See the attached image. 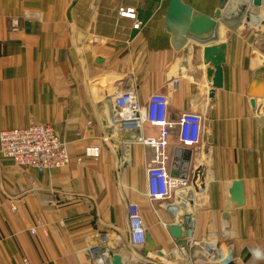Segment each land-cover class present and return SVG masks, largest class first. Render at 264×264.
<instances>
[{"label": "crops", "instance_id": "crops-1", "mask_svg": "<svg viewBox=\"0 0 264 264\" xmlns=\"http://www.w3.org/2000/svg\"><path fill=\"white\" fill-rule=\"evenodd\" d=\"M181 1L213 16L221 0ZM169 5L170 0H0V132L50 123L72 157L66 168L39 173L0 154V264H23L24 258L31 264H96L85 250L107 231L112 256L119 253L123 264L159 259L155 251L177 260L172 252L181 241L162 224L171 216L146 195L149 146L119 133L98 159L77 162L86 146L109 132L101 106L110 111L112 97L131 85L143 102L153 93L170 92L172 122L188 111L204 114L202 153L212 174L199 197L198 237L216 240L251 264H264V116L251 105L252 98L258 104L264 97V73L257 75L264 67V7L256 9L260 17L245 22L261 21L255 29L243 24L246 13L234 5L223 16L213 43L225 44L224 86L211 100L205 45L172 25ZM120 8L135 10L138 29L135 20L120 16ZM178 69L183 72L179 90L172 92L167 76ZM192 84L198 85L194 99ZM157 131L145 129L147 134ZM170 141L173 154L177 129ZM123 156L128 165L119 175L117 162ZM130 202L140 206L148 230L143 248L129 242ZM40 222L44 227H37ZM252 248L260 249L261 257L252 258Z\"/></svg>", "mask_w": 264, "mask_h": 264}, {"label": "built area", "instance_id": "built-area-1", "mask_svg": "<svg viewBox=\"0 0 264 264\" xmlns=\"http://www.w3.org/2000/svg\"><path fill=\"white\" fill-rule=\"evenodd\" d=\"M230 0H226V6ZM248 16L260 17L256 13L257 7L254 0H245ZM225 6V8H226ZM224 8V9H225ZM223 9V10H224ZM223 12V11H222ZM121 17L135 20L134 29H138L141 22L132 8H120ZM232 18L241 20L242 16ZM241 18V19H240ZM18 24V20H14ZM249 28L260 26L248 25ZM179 90V80L171 83V91ZM171 103L170 92L153 93L148 100L143 102L135 85L118 92L111 99V110L104 108L105 123L109 132L102 136L101 142L86 146L77 157L81 163L86 158L98 159L102 154L103 146L109 144L112 139L122 133L131 142H139L152 149V157L146 165L147 197L149 201H160L159 206L166 208L171 216L170 222H162L165 229L172 225H181L186 232L184 243L176 244L173 254L178 258L175 264H251L246 258H238L230 251L219 246L218 242L210 237L199 238L197 234V209L199 197L207 191L208 179L212 172L209 160L202 153V146L206 134V117L202 112L188 111L181 115L178 121L169 119V107ZM256 112L264 116V97L256 107ZM89 121L87 126H91ZM146 127L155 128L158 131L145 133ZM178 130V149H191L192 159L187 177L173 176L172 162L174 154L170 152L171 136L174 130ZM79 132L77 137L82 138ZM0 154L11 159L16 166L35 169L39 173L49 172L54 169H63L72 162L68 143L61 138L55 127L50 123H32L27 127L5 129L0 132ZM182 160V154L180 156ZM128 165L127 158L120 157L117 162V174L124 173ZM180 174V170H176ZM14 212L18 211L16 205H11ZM37 227H44L40 222ZM36 227L31 229L36 234ZM147 228L140 206L136 202L128 205V236L129 242L134 248H143L147 244ZM98 241L86 248L85 252L96 264H107L112 259L113 245L109 232H102ZM1 243V239H0ZM252 258L261 257L258 248L250 249ZM1 261V254H0ZM146 264H168L167 261L150 259ZM23 264H31L27 258Z\"/></svg>", "mask_w": 264, "mask_h": 264}, {"label": "water", "instance_id": "water-1", "mask_svg": "<svg viewBox=\"0 0 264 264\" xmlns=\"http://www.w3.org/2000/svg\"><path fill=\"white\" fill-rule=\"evenodd\" d=\"M75 3L72 4V7ZM254 5L260 7L262 5V0H254ZM226 6V0H221L219 3V8L215 11L213 16H208L202 12L192 9L190 6L186 5L181 0H170V5L168 9V18L172 25H179L181 29L185 32L187 37L196 40L198 43L205 45L203 49V61L207 66L206 69V78L208 84L211 87L209 93V99L214 100V93L216 89H221L224 86V69L223 64L225 63V44H215L213 42L218 40V27L221 23H225L222 20L223 18V9ZM68 19L70 20V9L68 11ZM212 43V44H211ZM264 73V67H261L257 71L258 77H261ZM183 74L182 70L178 69L177 71H170L167 76V81L172 82L175 79ZM259 79V78H257ZM262 80L259 83L262 84ZM191 93L193 99L196 98L198 94V85L192 84ZM251 105L256 109L257 102L255 98L251 99ZM103 106H101V111L103 113ZM200 112V111H196ZM207 139L209 143L213 142L212 134H207ZM182 154V160L180 156ZM192 159V150L191 149H178L174 154V160L172 162L173 176L180 175V177L186 178L188 171L190 169V163ZM176 170H180V174H177ZM228 213L223 214V218L227 220ZM170 234L176 239L184 243V238L186 237V232L183 230L181 225H172L168 228ZM222 239L224 241L229 239L227 233V227L224 226L222 230ZM150 245H152L150 243ZM160 257H165L167 254H164L161 251L154 252ZM148 250H145L144 256H148ZM112 264H123L122 256L119 253L113 255L111 259ZM143 264H146L143 262Z\"/></svg>", "mask_w": 264, "mask_h": 264}, {"label": "bare ground", "instance_id": "bare-ground-1", "mask_svg": "<svg viewBox=\"0 0 264 264\" xmlns=\"http://www.w3.org/2000/svg\"><path fill=\"white\" fill-rule=\"evenodd\" d=\"M238 7V10L240 11L241 14L246 13L248 6L245 0H230L228 3V6L223 10V16H227L226 14L231 13L232 9L234 6ZM229 18V17H226ZM229 20V19H228ZM218 34V32H217ZM162 260H165L168 262V264H175V258L171 257L170 255H166L165 257H160Z\"/></svg>", "mask_w": 264, "mask_h": 264}, {"label": "rangeland", "instance_id": "rangeland-1", "mask_svg": "<svg viewBox=\"0 0 264 264\" xmlns=\"http://www.w3.org/2000/svg\"><path fill=\"white\" fill-rule=\"evenodd\" d=\"M245 22H247V23H251V16H248V17H246L245 18ZM207 122V121H206ZM208 124V123H207ZM205 158H207L206 156H205ZM208 159V158H207ZM260 250V249H259ZM261 251V250H260ZM247 259V258H246ZM161 261H163L162 259H160ZM248 260V259H247Z\"/></svg>", "mask_w": 264, "mask_h": 264}]
</instances>
